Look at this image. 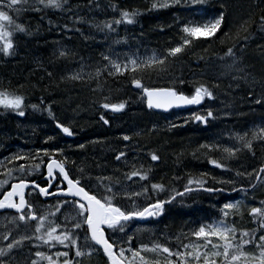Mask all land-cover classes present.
<instances>
[{"label": "snow or ice", "instance_id": "obj_1", "mask_svg": "<svg viewBox=\"0 0 264 264\" xmlns=\"http://www.w3.org/2000/svg\"><path fill=\"white\" fill-rule=\"evenodd\" d=\"M190 2L193 5H203L207 0ZM67 3L68 0H34V3H30V0H0V53L4 56L13 54L15 34L31 35L29 28L23 23H18L10 13L19 15L29 9L41 11V8L36 7L37 4L42 5L43 9H64ZM181 3L182 0H153L151 10L171 8ZM183 3L187 5L189 0H183ZM139 15V11L124 10L121 11L119 19L103 21L93 26L101 32L112 33L116 31L114 25L133 24L135 17ZM81 19L78 17L77 22ZM224 23V11L202 23L181 22L179 40L175 46L162 52L153 50L151 54L144 56L130 53L121 58L120 55L113 57L109 53L103 56V65L97 66L94 71L85 72L87 65L81 64V68L67 79L84 81L87 77L88 80L99 81L104 73L108 76H130L131 85L142 90L149 109L167 111L173 107L200 105L206 98L215 99L213 88L219 85L210 88L204 82H197L193 85L192 94L186 95L178 90L175 83L171 87L146 86L142 75L167 72L169 62L182 55L193 41L215 37L222 30ZM253 24L264 32V14L259 17L258 22L253 21ZM250 27L245 21L237 29L235 38L240 42L241 49L250 38ZM225 36L231 38L229 33H225ZM122 42L126 43L123 38L114 41L115 44ZM67 55V50L59 52L60 58H66ZM220 59L231 60V63L225 65L228 73H243L233 76L234 81H247L249 74L244 67L238 66L242 61L236 57L234 47L228 48L225 57ZM48 76L51 77L52 73L49 72ZM184 83L182 79L179 81L180 85ZM255 102L260 104L262 101L258 99ZM24 103L25 98L22 95L7 88H0V107L4 110L24 116ZM101 107L112 112H121L125 109L126 102H104ZM32 108L37 109L38 106L32 105ZM45 110L52 116L51 108ZM215 118L214 111L208 109L205 115L193 113L184 123L187 124L191 120L207 125L209 120ZM100 120L106 125L109 124L104 115L100 116ZM178 126L182 125L171 124L170 129ZM56 127L67 136L73 135L72 129L63 123L57 122ZM227 136L228 140L232 141L230 146L217 140L201 144L199 150L206 153L220 152L222 155L219 159L208 156V163L215 168L231 171L228 167L230 160L244 149L251 152L254 142H264V125L253 126L243 133L230 132ZM52 139L53 137H48L45 143ZM131 139L127 135L123 136L124 141ZM79 147L82 149L84 145ZM149 155L152 161L159 160V155L155 152ZM58 156H64L62 148L51 151L43 148L37 149L34 154L30 151L17 152L0 160V168L4 169L0 175L5 177L0 179V210L5 213L14 210L12 214L0 215V242H6L0 246V264H80L79 258L86 254L91 255L96 246L102 248L108 264H264V235L260 234L264 232V201H261L260 207H252L249 212L253 223L257 225L255 229H238L234 223L229 222L231 216L240 211L241 201L236 200L223 204L219 209V218L200 222L198 228L180 232L174 239L164 240L162 237L150 235L145 241L139 238L137 233H151V230L141 228L129 235L128 228L132 222L161 216L166 205L175 202L177 198L201 190L210 194L222 193L224 187H208L209 179L206 173L200 174L199 177L189 176L183 191L168 188L162 182L149 184L152 169H145L143 164L137 168L134 163L130 165V172L121 174L123 179L116 175L94 178L83 166L77 169V175L73 177L67 167L68 158L64 156L63 159H57ZM122 160L127 163L125 151L115 154L116 162ZM44 166L47 170L46 184L41 186L34 177L37 174L43 175ZM253 176L257 181L264 180V165L252 172L235 173L237 179L243 177L251 180ZM137 177L144 183H137L135 186L139 190L133 191V179ZM211 180L213 184L221 185H234L236 182L216 180L214 177ZM56 181L59 183H55ZM10 182V188L4 191ZM53 188L56 189L55 192L52 191ZM28 189L31 191L26 192ZM36 190L40 197L56 199V204L38 207L26 198ZM232 191L246 192L247 189L243 186L239 189L233 186ZM160 194H166L167 199H159ZM124 201H127V205ZM172 244H175V247H172ZM58 246L64 250H56ZM25 247H28L27 255L18 257L16 253L22 252ZM45 247L48 252L41 250ZM32 249H35L34 253Z\"/></svg>", "mask_w": 264, "mask_h": 264}, {"label": "rangeland", "instance_id": "obj_2", "mask_svg": "<svg viewBox=\"0 0 264 264\" xmlns=\"http://www.w3.org/2000/svg\"><path fill=\"white\" fill-rule=\"evenodd\" d=\"M81 1L82 0H68L64 9L53 10H56L59 16L62 15L67 17L73 16L75 13L79 15L83 11L91 13L92 10L90 7L80 10H75L74 7H72L83 2ZM30 3H34V0H30ZM90 4L92 6L94 5L93 2ZM36 6L39 5L37 4ZM69 9H71V11H69ZM48 18L49 17L46 16L42 18L44 21H36L37 28L43 32H34V38L30 39L31 46L33 45V47H31L33 53L36 51H42L45 53V48L48 46L46 43L48 40H53L51 37L52 32L49 29L53 24L46 22ZM41 34L46 38L40 39L39 35ZM72 34L75 35V38L71 40L72 43L75 45V48H80L82 46L80 43L84 39V37H80L83 36L82 33ZM253 44H255L254 41ZM253 56H257L264 61V52L262 53L259 51ZM21 58L26 60V56L20 54L17 59L13 60L11 63L17 62ZM49 58V61L46 60V63L49 65L48 68L42 69V72L40 71L38 75L41 77L40 80L43 87L38 84L39 88L35 85L25 86L22 83L17 84L20 79L18 80L14 78V76L13 82L15 83L11 84L8 82L11 80L5 81L3 76L0 75V88H7L9 91L16 92L25 98L23 107V111L25 112L24 116H19L16 112L9 110H0V152L11 150L7 152L5 156L1 157L0 160L14 154V152H12L14 151L13 148L18 150V148L21 149V147H23L24 150H30L31 144L34 143L36 144L33 147L34 149L62 148L64 150V155L69 157L68 161L71 163L75 162L74 170L83 166L91 176L92 172L95 175H100L106 172H112V174L117 175L121 170V174L127 172L126 169H123L125 165L138 161L137 157L132 156V149L128 148V153H126L127 163L123 160L120 161L122 162L120 165L119 163H115L116 161L114 162L113 158L117 153V149H121L123 144L132 148H135L138 145L140 147L142 144L143 146L152 148L158 153H161V161L159 164L150 163L151 168L155 170L153 172L155 180L167 183L169 180L172 181L177 178L179 176L178 174L181 175L183 172L189 173V171H199L201 173H206L210 184H213L211 182V178L213 177L216 180H227L228 177L221 176L224 174L222 169H220L219 173L218 171L215 173L209 170L207 159L208 156L215 155V152H205L203 155L204 151H200L199 146L211 138H216V141H220L222 138L228 137L227 134L230 130L233 131L235 125H237V127H242L243 124L252 118H255L256 115H261L264 112V78L260 80L256 79V77L259 78L258 74L263 75L264 66L261 69L257 65L259 69L257 70L256 66L244 65L243 58L241 57H237L242 61L238 66L244 67L245 71L249 74L247 81H234L232 79L233 76L243 75V73L227 72L225 65L231 63V60L223 63H210L205 65L197 72V75H193V80L190 79V81L196 83L204 82L210 88H212L213 85H219L218 87L213 88L215 99H207V110L205 111L202 109V113L205 114L208 109H212L215 113L216 118L209 120V126L200 127L197 123H192V127L187 126L181 128L182 126H178L175 127L176 129L174 128L172 130H170V125L164 124L163 115L155 114L153 110L146 108L145 99L141 90L133 89L131 87V82H128L123 77H114V80H107V78H105L106 81L104 80V85H97L99 83H95L96 85H94L92 84V81H88L86 78L84 81L68 80L62 77L60 73H57V71L64 68L72 69V66L76 67L75 60L67 57L60 58L59 55L56 54H52ZM1 61L2 57L0 55V62ZM79 62L80 61H78V63ZM23 65L25 67L23 72H17V74L13 73L16 76H22L21 78L25 81V73H29V76L32 75L31 72L33 71V67L27 68L26 66L28 63H24ZM254 67L256 68V71ZM7 71L8 70H6V73ZM49 72L52 73L51 77L48 76ZM45 76H48L49 81L42 78ZM181 79L183 80V77H181L180 80ZM142 81L148 86L159 85V82L155 81L151 74L142 76ZM178 81L179 80H176V82ZM253 93L256 94L254 98H252L254 95ZM105 98H107V100ZM258 99L262 102L253 105V102ZM41 101H43V103H41ZM121 101L126 102V107L121 112H112L110 109L105 110L101 107V104L104 102L118 103ZM32 105H37L38 108L33 109ZM47 108H51L52 116H50L48 111L45 110ZM101 115H104L105 119H107L112 125H105L103 121L100 120ZM172 116L176 121L175 124H183V122L178 121L176 116ZM135 121L138 124L137 126H139L137 129L140 131L134 130L132 135H128L132 138L128 142H125L123 137L121 141H119L117 137L127 134L129 130L128 125ZM55 122H60L70 127L73 131V135L67 136L62 132L59 133L55 128ZM189 123L190 121L187 125H189ZM197 126L199 127V130L194 128ZM177 131H179V133ZM48 137H53V139L45 143ZM140 139L142 142H140ZM146 140L150 145L147 146V144L143 143ZM195 143V155L197 157H195V155L189 150V148H192ZM29 144L30 146L27 147ZM81 144L84 145V148L82 149L79 147ZM12 145H15L16 147ZM105 145H108V147L104 151ZM120 149H118V151H122ZM140 151L144 152L145 149H141ZM216 155L220 158L221 153L216 152ZM255 156L256 153L254 154L247 149H244L241 154L239 153L237 157L228 162V166L233 168L232 170L234 174L237 171L245 173L251 172L254 169H258L259 166L258 165L256 168L252 167L256 160L253 159ZM199 158H201V160H198ZM172 159H174V161ZM177 159L180 163L176 161ZM262 163H264V160H262ZM241 164H243L242 167L239 166ZM117 169L119 171L114 172V170ZM234 185L236 186V184ZM263 186L264 180H260L258 187L253 191L249 193H241L239 195L245 196L244 199H246L247 203L249 202V208L254 204H258L253 202L254 198H264V194H262V191H264ZM203 195L206 196L202 198L201 204L192 205L191 208L188 206H181L179 215L177 214L174 219L172 215L174 207H172L166 210L165 216L167 217L165 219L163 217L160 221L153 222L152 224L131 227L128 229V234L132 235L137 229L146 228L150 229L151 233H137V236L145 241L149 239L150 235H153L154 237H162L164 240L169 238L174 239L178 233L188 232L180 231L178 229L174 230V228L180 224L186 223L189 215H194L195 213L202 215L212 213L219 218V209L224 203L240 199L239 196H234L232 199L222 198L224 201H218L212 197H208V194ZM175 211H178V209ZM243 211L244 210H240L239 212ZM245 211H248V208L245 209ZM236 215H232L230 219L234 220L237 218ZM213 218L215 217L213 216L212 219ZM0 231H2V229H0ZM20 232L22 233L23 229H21ZM19 234L20 233H17V235ZM162 242L164 241L162 240ZM3 243L6 242H0V246H2ZM171 246L174 247L175 244H172ZM41 250L46 252L49 251L46 247ZM56 250L64 249L58 246V249ZM32 251L34 253L35 249H32ZM84 251L87 253L88 250L85 248ZM27 253L28 247H25L22 252H18L16 255L23 258ZM86 256L87 254L83 257ZM93 256V254L88 255V257ZM93 261L97 264L99 263L97 260Z\"/></svg>", "mask_w": 264, "mask_h": 264}, {"label": "trees", "instance_id": "obj_3", "mask_svg": "<svg viewBox=\"0 0 264 264\" xmlns=\"http://www.w3.org/2000/svg\"><path fill=\"white\" fill-rule=\"evenodd\" d=\"M82 1L81 4L73 6L74 9L80 10L83 8L90 7L92 13L83 11L79 15L75 14L69 17L62 15L58 16L57 14H55V12H53V9H43L42 5L36 6L38 8H41V11H34L29 9L23 11L19 15L14 12L10 13L18 23H23L26 27L29 28L31 35L15 34V48L13 54L11 56H4L2 53H0L4 61V63L0 66V74L3 77L5 76V81L11 80L8 82H11V84H13L15 83L13 82V79L16 78L18 80L20 79L17 84L22 83L25 86L35 85L37 86V88H39V86H42L43 84L40 80L41 77L38 75L40 71L42 72V69H47L49 66L46 63V60L49 61V56H51L52 54L59 55V52L62 50H67V58L75 60L74 62L77 65L76 67L72 66V69L64 68L57 71V73H60V75L65 79H67V77L71 74L77 72L81 68V64L87 65V67L85 68V72L90 70L94 71L97 66L103 65V56L108 55L109 53H111L113 57L120 55L121 58H123L124 54L130 53H139L141 56H144L151 54L153 50L162 52L169 47L175 46L178 42L180 36L179 29L181 27V22L202 23L207 19L218 16L220 11L225 12V23L222 25V30H220L215 37L208 40L201 39L193 41L191 46H189L182 55L169 62V69L167 72L161 74L152 72L148 74H151L152 78L155 81L159 82V84H167L176 80H180V78L184 75L187 69H193V71L195 70L198 72L201 70L202 67L210 63L224 62L229 60H222L220 58L225 57V54L228 48L230 47H234L236 56H238L239 58H243L244 65L256 66L257 70H259L258 66L261 69L264 66V61L261 58L253 56L254 54L256 55V53H258L259 51H261L262 53L264 52V32L260 31L256 24H253V21L258 22L259 17L264 14V0H207V3L203 5H193L191 4L190 0L189 3L185 5L182 0V3L178 6L158 10H151V4L153 0ZM91 2L94 3L93 6L90 4ZM124 10H136L139 11L141 15L135 17V23L133 24L121 23L119 25H114L116 31L112 33L101 32L93 26L94 24L100 23L103 20L108 21L109 18V20L119 19L121 11ZM46 16L49 17L46 22L53 24L49 29L52 32L51 37L54 41L48 40V42L46 43L48 44V46L45 48V53L42 51H36L33 53V50L31 48L33 47V45L31 46L30 39L34 38V32H43L42 30L41 32L39 28H37L36 21H44L42 18ZM78 17L82 18L80 22H77ZM245 21H247V23L251 25L250 38L246 43H244L243 49H241L240 42L236 40L235 34L241 23ZM77 29H79V31H77ZM93 32L94 34H92ZM72 33H82L83 36L80 37H84V41L81 43V45L83 46H81L80 48H75V45L71 41L73 38H75V35H73ZM225 33H229L231 38L226 37ZM39 38L45 39L46 37L42 36L41 34L39 35ZM121 38H123L126 43H114L115 40ZM253 41L255 44H253ZM20 54H24L26 56L27 61L21 58L17 62L11 63L13 60H16L18 55ZM78 61L80 62L78 63ZM24 63H28V65L26 66L27 68L33 67V71L31 72L32 75L29 76V73H25V81L23 78H21L22 76L14 75V73L17 74V72L20 73L25 70V67L23 65ZM256 68L254 67L255 71ZM6 70H8L10 74L8 73V71L6 73ZM146 75L147 74H143L142 76ZM263 75L258 74L259 78H257L256 76L255 77L257 80H260L264 78ZM114 77H123L126 80L130 78V76H108L107 73H104L99 78V81L88 80L87 77L85 78L88 81H92V84L94 85H96L95 83H99L97 85H104L106 81L105 78H107V80H112L114 79ZM42 78H44L45 80L47 79L49 81L48 76ZM255 96L256 94H254L252 98H254ZM253 105H257L256 102H253ZM137 125L138 124L135 121L130 123L128 126L131 128V130L134 131L138 130L137 128H139V126ZM256 125H264V112L261 115H256L255 118H252L251 120L243 124V128H239L237 127V125H235L233 131L230 130L229 133H243L244 131L252 129L253 126ZM215 141L216 138H211L205 141V143H213ZM140 142H142L141 139ZM143 143L147 145L149 144L147 140ZM35 145L36 144L34 143L31 144V146L29 144L27 147L30 146V150H24V148L19 145L21 149H18V152L27 153L30 151L34 154L37 150L33 148ZM195 146L196 143L192 148H189L192 153L196 152ZM107 147L108 145L104 146V151ZM242 152L243 150L240 152V154ZM251 152L254 154L256 153L255 158L253 157V159L256 160H253L254 164L252 166L253 168H256L262 163V160H264V142L263 144L262 142H254L253 150ZM157 154L161 158V153L159 152ZM204 154L205 151L203 155ZM195 157L197 156L195 155ZM178 159L176 160L177 162H179ZM172 160L174 161V159ZM198 160H201V158H199ZM242 165L243 164L239 166L242 167ZM259 167L260 166H258V168ZM262 193H264V191H262ZM240 201L241 208L245 205V200L241 197ZM257 201L258 204H255L252 207H260L261 201H264V198L257 199ZM242 223H244L245 225ZM235 224L238 229L251 230L257 228V225L253 223L252 217L246 214L237 217ZM179 226L175 227L174 230H177ZM263 233L264 232H261L260 234ZM96 259L98 260V258ZM102 259L104 260L105 264H108L103 257ZM98 262V264H101L99 260ZM94 263L97 264L95 261Z\"/></svg>", "mask_w": 264, "mask_h": 264}, {"label": "flooded vegetation", "instance_id": "obj_4", "mask_svg": "<svg viewBox=\"0 0 264 264\" xmlns=\"http://www.w3.org/2000/svg\"><path fill=\"white\" fill-rule=\"evenodd\" d=\"M193 92V91H192ZM202 107H199V108H190V109H187V110H170V111H168V112H166L168 115H172V114H178L179 116H177V117H179L178 118V121L180 122V121H183L184 119H186L188 116H191L192 114L190 113V112H193V111H198V110H200ZM170 120H171V118H170ZM172 122V121H171ZM176 122V121H175ZM106 125V124H105ZM171 125V124H170ZM172 129H174V128H172ZM172 129H170V130H172ZM132 132H133V130H131V128L129 127V130H128V132H127V135H132ZM179 133V132H178ZM121 138V136H118L117 137V139H120ZM148 145H150V144H148ZM147 145V146H148ZM117 149V148H116ZM118 149H120V148H118ZM118 149H117V153L119 152L118 151ZM132 149V156L133 157H137V160L138 161H134V162H132V163H130V164H127V165H125L124 166V168L123 169H126L127 170V172H130L131 170H132V168L130 167V165H132L133 163L136 165V167L137 168H139V166L141 165V164H143V166H144V168L145 169H147V168H151V164H150V158H149V153L151 152H157L156 150H153L152 148H149V147H146V146H143L142 144L140 145V147H139V145L138 146H136L135 148H131ZM134 149V150H133ZM141 149H145V151L144 152H141L140 150ZM120 150H122V151H125L126 153H128V147H126L124 144H123V146L121 147V149ZM158 153V152H157ZM142 156V157H141ZM112 157V156H111ZM113 161L115 162V156H114V158H113ZM113 161H111V162H113ZM159 161V160H158ZM115 163H119V165L122 163V162H115ZM178 163H180V162H178ZM152 169V168H151ZM122 171V170H121ZM121 171L116 175V174H112V172H106V173H102V174H100V176H113V175H116V176H120L121 177V179H123V176L121 175ZM155 170H153L152 169V172H151V180L149 181L150 183H153V181L155 180L154 179V177H153V172H154ZM190 172V171H189ZM192 172V171H191ZM188 172H183V173H181V175L180 174H178L179 176L177 177V178H180V179H174V180H172V181H168L167 183H164L165 184V186L166 187H168V188H175L176 190H179V191H183V188H182V186H181V180H183L184 179V175H186ZM95 174L92 172V177H94L95 178ZM41 183L43 184V185H45L46 184V182H42L41 181ZM141 183H144V182H141ZM163 183V182H162ZM226 188H227V186H225ZM53 189H55V188H53ZM166 195V194H165ZM167 196V195H166ZM36 204V203H35ZM38 207H39V205L38 204H36Z\"/></svg>", "mask_w": 264, "mask_h": 264}, {"label": "bare ground", "instance_id": "obj_5", "mask_svg": "<svg viewBox=\"0 0 264 264\" xmlns=\"http://www.w3.org/2000/svg\"><path fill=\"white\" fill-rule=\"evenodd\" d=\"M212 6H213V5H212ZM110 8H111V7H110ZM86 9H87V8H86ZM108 9H109V8H108ZM98 12H99V11H98ZM91 13H92V12H91ZM75 14H76V13H75ZM68 16H69V15H68ZM83 18H84V17H83ZM102 18H103V17H102ZM103 19H104V18H103ZM107 19H108V18H107ZM109 19H110V18H109ZM109 19H108V20H109ZM84 21H85V20H84ZM103 21H104V20H103ZM103 21H102V22H103ZM91 31H92V30H91ZM93 31H94V29H93ZM95 32H96V31H95ZM88 34H89V33H88ZM92 34H94V32H93ZM99 34H100V32H99ZM90 35H91V34H90ZM95 35H96V34H95ZM262 35H263V34H262ZM262 35H261V36H262ZM100 36H101V35H100ZM252 38H253V37H252ZM83 41H84V40H83ZM83 41H82V42H83ZM79 42H80V41H79ZM82 42H81V43H82ZM87 42H88V41H87ZM81 43H80V44H81ZM75 44H76V43H75ZM85 44H86V43H85ZM258 44H259V43H258ZM88 45H89V44H88ZM262 45H263V44H262ZM82 46H83V45H82ZM84 46H85V45H84ZM83 48H84V47H83ZM85 48H86V47H85ZM87 48H88V47H87ZM94 50H95V49H94ZM84 53H85V52H84ZM127 53H128V52H127ZM261 56H262V55H261ZM188 68H189V67H188ZM249 71H250V70H249ZM191 82H192V81H191ZM186 83H187V82H186ZM261 123H262V122H261ZM187 126L192 127L191 125H187V124H186L184 127H187ZM184 127H183V128H184ZM186 129H187V128H186ZM186 129H185V130H186ZM181 131H182V130H181ZM177 132H179V131H177ZM181 133H182V132H181ZM96 134H97V133H96ZM262 144H263V142H262ZM133 145H134V144H133ZM245 153H246V152H245ZM64 156H65V155H64ZM216 156H217V155H216ZM246 156H247V155H246ZM66 157H67V156H66ZM67 158H69V157H67ZM243 160H244V159H243ZM243 160H242V161H243ZM239 163H240V162H239ZM261 165H264V163H261L259 166H261ZM175 175H176V174H175ZM253 177H254V176H253ZM253 177H252V179H253ZM258 183H259V182H258ZM224 186H227V189L229 190V185L225 184ZM225 188H226V187H225Z\"/></svg>", "mask_w": 264, "mask_h": 264}, {"label": "water", "instance_id": "obj_6", "mask_svg": "<svg viewBox=\"0 0 264 264\" xmlns=\"http://www.w3.org/2000/svg\"><path fill=\"white\" fill-rule=\"evenodd\" d=\"M134 87V86H133ZM135 88V87H134ZM146 106H147V102H146ZM189 106H191V105H186V106H181V107H175V108H185V107H189ZM154 110H156V111H165V110H163V109H154ZM45 170H46V168H45ZM46 175H47V170H46V173H45V178H46ZM0 211H3V210H0ZM12 211H14V210H12ZM102 249V248H101Z\"/></svg>", "mask_w": 264, "mask_h": 264}]
</instances>
